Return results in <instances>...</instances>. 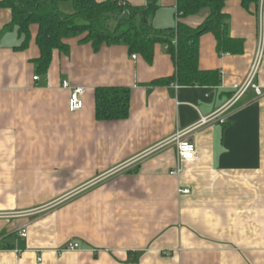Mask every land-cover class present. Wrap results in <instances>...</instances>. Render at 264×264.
Instances as JSON below:
<instances>
[{
    "label": "crops",
    "instance_id": "crops-1",
    "mask_svg": "<svg viewBox=\"0 0 264 264\" xmlns=\"http://www.w3.org/2000/svg\"><path fill=\"white\" fill-rule=\"evenodd\" d=\"M176 2L157 0L154 28L175 27ZM223 12L243 51L221 55L212 34L201 36L198 68L221 84L187 88L150 86L175 71L161 45L147 64L124 45L95 52L85 35L64 40L67 51H53L38 75V27L21 49L16 30L2 32L12 15L0 9V240L11 247L0 264H264V7L226 0ZM206 16L183 22L195 28ZM261 44L262 95L249 89L200 124L247 79ZM63 82L86 90L80 111L69 112ZM118 87L131 92L129 117L97 121L95 90ZM181 133L199 160L172 177ZM69 243L79 249L59 254Z\"/></svg>",
    "mask_w": 264,
    "mask_h": 264
},
{
    "label": "trees",
    "instance_id": "trees-1",
    "mask_svg": "<svg viewBox=\"0 0 264 264\" xmlns=\"http://www.w3.org/2000/svg\"><path fill=\"white\" fill-rule=\"evenodd\" d=\"M226 0H177L174 28L159 30L152 20L159 6L157 0L146 6H132L124 0H0V9L11 11V22L3 33L16 30L23 37L21 49L29 40V28L38 27L36 45L40 57L34 61L38 75L47 74L52 52H66L63 43L69 38L85 35L81 43H90L93 50L101 46L124 45L129 55L140 56L147 64L153 61L156 45L164 47L174 64V74L153 81L152 87H219L217 71L198 68L199 39L212 34L219 54L237 55L243 51V41L228 34V17L223 8ZM260 0H240L248 10ZM60 3L72 6V13L59 9ZM207 11L204 21L195 28L187 26L186 18ZM130 90L127 88H98L95 90V118L99 122H116L129 117ZM11 247L2 244L1 250Z\"/></svg>",
    "mask_w": 264,
    "mask_h": 264
},
{
    "label": "built area",
    "instance_id": "built-area-1",
    "mask_svg": "<svg viewBox=\"0 0 264 264\" xmlns=\"http://www.w3.org/2000/svg\"><path fill=\"white\" fill-rule=\"evenodd\" d=\"M260 5L264 7V0H260ZM261 50H262V44L258 49L255 62L249 72L247 79L242 84L234 85L232 87L234 93L230 101L226 104V106L222 108L221 111H219L213 117L209 119H202L200 124L205 125L219 118L221 114L225 113L231 107H233L249 89L253 90L255 95L258 97L262 95L261 89L254 83L260 61ZM132 58L135 59L136 56L132 55ZM37 79L38 77L33 78L34 81H36ZM62 88L69 92V99H68L69 112L75 113L83 109L84 107L83 97L86 93V90L81 87H72L67 82L62 83ZM183 135L184 133H181L176 138V165L174 169L169 173L170 176L172 177H179L188 164L197 162L199 160V153L195 145L191 141L181 140ZM178 192L180 194H189V190H179ZM18 237L20 239H26L27 230L25 227L20 229V231L18 232ZM1 246H2V240H0V252L2 251ZM78 249L79 246L77 244L69 243L65 245L58 253L61 254L63 252H73V251H77ZM17 253L19 254L20 252L17 251ZM38 261H40V259H38Z\"/></svg>",
    "mask_w": 264,
    "mask_h": 264
},
{
    "label": "rangeland",
    "instance_id": "rangeland-1",
    "mask_svg": "<svg viewBox=\"0 0 264 264\" xmlns=\"http://www.w3.org/2000/svg\"><path fill=\"white\" fill-rule=\"evenodd\" d=\"M61 5H62V6H60L61 10L65 11L66 7H68L70 10H72V7L70 4H61ZM70 13H72V12H70Z\"/></svg>",
    "mask_w": 264,
    "mask_h": 264
}]
</instances>
